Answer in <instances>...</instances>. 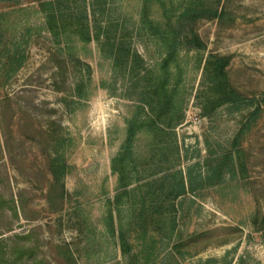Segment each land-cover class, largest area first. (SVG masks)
<instances>
[{
  "label": "rangeland",
  "instance_id": "1",
  "mask_svg": "<svg viewBox=\"0 0 264 264\" xmlns=\"http://www.w3.org/2000/svg\"><path fill=\"white\" fill-rule=\"evenodd\" d=\"M165 1L168 8L183 2ZM72 4L80 6L81 0ZM218 6L222 17L196 24L207 49L181 50L178 94L184 119L164 161L152 153L150 133L143 130L136 137L133 186L178 171L186 181L212 176L211 167L249 121L251 109L230 114L220 108L203 115L209 53L229 55L232 84L263 103L264 0H221ZM141 7L142 0H107L90 17L110 22L113 41L137 51L151 69L164 50L143 28ZM150 15L162 16L159 4ZM17 43L26 60L5 76L6 49ZM111 53L110 45L95 40L86 44L73 37L68 46L59 44L46 31L37 3L0 0V194L5 201H0V264H128L104 219L109 207L116 211L120 189L112 159L125 142L128 119L140 111L144 81L125 64L115 65ZM175 143L179 160L170 156ZM242 148L244 172L237 166L222 184L174 202L176 227L159 246V264H264V104ZM56 150L68 163L63 196L48 168ZM129 208L124 198L126 221Z\"/></svg>",
  "mask_w": 264,
  "mask_h": 264
},
{
  "label": "trees",
  "instance_id": "2",
  "mask_svg": "<svg viewBox=\"0 0 264 264\" xmlns=\"http://www.w3.org/2000/svg\"><path fill=\"white\" fill-rule=\"evenodd\" d=\"M77 1L80 0H26L27 3L38 4L46 31L57 43L68 46L73 37L86 44L93 40L98 43L105 42L110 45L115 65L123 63L128 66L131 74L141 75L144 86L138 97L140 111L128 119L125 142L112 159L113 172L119 177L120 191L115 196L117 213L113 207H109L104 221L110 235L118 237L122 254L127 258L128 264H159V246L163 239L171 238L176 227L175 217L172 216L175 211L174 202L188 192L222 184L225 173L231 171L234 175L238 171L237 166L244 172L242 138L251 128L252 122L263 112L264 99L260 103L235 88L228 74L231 61L229 55L209 53L204 65L207 91L200 102L203 115L210 117L220 108H225L230 114L251 109L249 121L243 123L235 135L232 149L211 167L212 176L200 181L188 177L186 181L183 172L178 171L175 174L165 173L162 177H153L133 186L135 181L130 178V174L137 170L134 152L136 137L143 130L150 133L151 151L159 157V161H164L162 159L168 154L174 129L184 119L178 94L182 78V68L179 65L181 50L207 49L196 24L202 19L222 17L223 13L218 6L221 0H183L179 6L173 2L170 4L171 8L167 7L165 0H142L141 24L158 40L164 50L161 61L151 69L143 66L144 58L137 51L113 41L116 37L111 35L113 26L110 22H92L94 18L90 16L95 14L96 7L104 8L107 0H81L80 6L72 4ZM154 4H159L162 9V16L157 19L150 15ZM6 52L2 73L5 76L13 75L24 65L26 57L20 50V43L8 47ZM171 155H174V159H180L177 143L173 145ZM48 168L55 183L60 184L63 196L62 181L68 171L65 155L56 150L53 156L50 155ZM124 198L128 199L130 206L127 221L121 209ZM0 201H4L1 194ZM258 221V218L255 219L256 223ZM175 248L178 249V246ZM143 253L146 255L142 257Z\"/></svg>",
  "mask_w": 264,
  "mask_h": 264
}]
</instances>
